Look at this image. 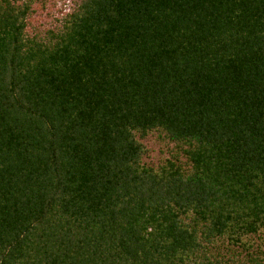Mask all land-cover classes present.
Here are the masks:
<instances>
[{"label": "trees", "instance_id": "trees-1", "mask_svg": "<svg viewBox=\"0 0 264 264\" xmlns=\"http://www.w3.org/2000/svg\"><path fill=\"white\" fill-rule=\"evenodd\" d=\"M57 7L0 0V264H264V0Z\"/></svg>", "mask_w": 264, "mask_h": 264}, {"label": "rangeland", "instance_id": "rangeland-1", "mask_svg": "<svg viewBox=\"0 0 264 264\" xmlns=\"http://www.w3.org/2000/svg\"><path fill=\"white\" fill-rule=\"evenodd\" d=\"M68 1L69 0H58V7L56 9L51 8V13L55 16L58 15V9H66ZM52 21V16H48L45 12L40 13L36 17L37 25L40 23L49 24ZM143 143L148 150L145 160L153 165H158L163 159L179 151L174 143L169 142L167 139L163 138V136L157 134L149 135L143 140Z\"/></svg>", "mask_w": 264, "mask_h": 264}]
</instances>
